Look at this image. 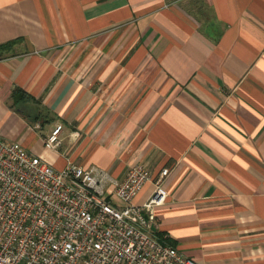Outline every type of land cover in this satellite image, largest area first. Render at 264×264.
Here are the masks:
<instances>
[{"label": "crops", "instance_id": "1", "mask_svg": "<svg viewBox=\"0 0 264 264\" xmlns=\"http://www.w3.org/2000/svg\"><path fill=\"white\" fill-rule=\"evenodd\" d=\"M0 138L58 170L168 169L161 242L264 264V0H0Z\"/></svg>", "mask_w": 264, "mask_h": 264}, {"label": "built area", "instance_id": "2", "mask_svg": "<svg viewBox=\"0 0 264 264\" xmlns=\"http://www.w3.org/2000/svg\"><path fill=\"white\" fill-rule=\"evenodd\" d=\"M61 129L45 138L47 148L59 147ZM168 174L142 164L122 180L74 163L58 170L0 138V264H199L152 232ZM148 184L152 193L138 204Z\"/></svg>", "mask_w": 264, "mask_h": 264}, {"label": "trees", "instance_id": "3", "mask_svg": "<svg viewBox=\"0 0 264 264\" xmlns=\"http://www.w3.org/2000/svg\"><path fill=\"white\" fill-rule=\"evenodd\" d=\"M17 96V95H16Z\"/></svg>", "mask_w": 264, "mask_h": 264}]
</instances>
